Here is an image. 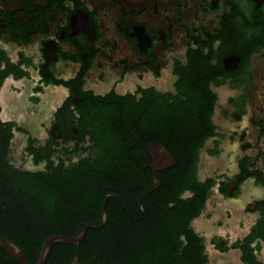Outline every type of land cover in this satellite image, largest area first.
Masks as SVG:
<instances>
[{
	"label": "flooded vegetation",
	"instance_id": "obj_1",
	"mask_svg": "<svg viewBox=\"0 0 264 264\" xmlns=\"http://www.w3.org/2000/svg\"><path fill=\"white\" fill-rule=\"evenodd\" d=\"M187 67L204 76L188 85L214 97L182 135ZM0 119L21 172H111L106 149L128 151L130 172L142 171V190L128 186L129 207L146 215L158 198L170 209L204 200L192 226L208 259L264 264V0H0ZM170 148L193 151L192 172L183 191L173 184L175 193L160 194L182 171ZM110 197L120 200L107 191L106 213ZM218 208L215 230L197 226ZM100 222L101 210L89 223Z\"/></svg>",
	"mask_w": 264,
	"mask_h": 264
},
{
	"label": "trees",
	"instance_id": "obj_2",
	"mask_svg": "<svg viewBox=\"0 0 264 264\" xmlns=\"http://www.w3.org/2000/svg\"><path fill=\"white\" fill-rule=\"evenodd\" d=\"M202 73L192 67L180 72L182 84L177 94L180 104L177 117L180 118L176 117V122L181 124L182 135L194 129L195 116L206 110L205 98L214 97L207 87L188 85L190 80L203 79ZM208 118L209 115L203 116L204 121ZM6 125L0 119V232L21 248L31 264L38 261L48 237L74 236L81 227L99 218L109 190L120 200L109 198L106 225L88 229L79 245L55 243L45 264H72L76 256L83 264H209L203 239L192 226L204 209V200L181 198L170 209L166 198H158L155 203L145 204L146 215L135 201L129 207L128 186L131 181L134 187L139 186L137 190H142L138 182L142 171L137 165L135 173H131L129 152L114 148H107L102 158L115 160L111 172L106 164L81 169L80 178L70 172L63 179L54 180L46 172H21L7 158L11 134L4 132ZM138 152L135 149L132 154L135 156ZM172 152L180 160L182 171L176 177L172 175L170 183L164 182L158 191L160 194L171 190L175 193L174 185L183 191L192 172L193 151ZM0 264L19 263L0 245Z\"/></svg>",
	"mask_w": 264,
	"mask_h": 264
},
{
	"label": "water",
	"instance_id": "obj_3",
	"mask_svg": "<svg viewBox=\"0 0 264 264\" xmlns=\"http://www.w3.org/2000/svg\"><path fill=\"white\" fill-rule=\"evenodd\" d=\"M162 154H165L167 158L171 159L170 163L167 164L166 166L173 165L175 163V157L173 156L172 153H170L165 147H162ZM154 176V180H155ZM154 182V181H153ZM156 185L153 183L152 184V189ZM107 220V213L105 210V203L103 204L101 208V222L99 225L96 223H88L81 227L79 231L74 235V236H66V235H52L48 237L45 242L43 243V246L41 248L40 256L38 258V261L35 264H45L46 261L49 258V255L51 253V250L53 248V245L55 243H63V244H74V245H79L81 240L85 237L88 229L90 228H101ZM0 245L8 252V254L16 260L19 264H31L24 256L21 248L16 245L13 241L8 239L5 235H3L0 232ZM72 264H83L80 262V259L78 256L75 257L74 261Z\"/></svg>",
	"mask_w": 264,
	"mask_h": 264
},
{
	"label": "rangeland",
	"instance_id": "obj_4",
	"mask_svg": "<svg viewBox=\"0 0 264 264\" xmlns=\"http://www.w3.org/2000/svg\"><path fill=\"white\" fill-rule=\"evenodd\" d=\"M215 211L214 217L212 219H207L205 216L202 217L196 224L199 228H203L207 233H211V230H215V222L217 223L220 220L221 215L223 214L222 211ZM210 212V208L208 210ZM222 218V217H221ZM210 251V250H209ZM209 264H224L221 262L220 259L211 255V259L209 260Z\"/></svg>",
	"mask_w": 264,
	"mask_h": 264
}]
</instances>
